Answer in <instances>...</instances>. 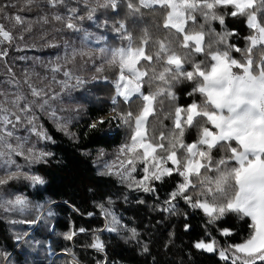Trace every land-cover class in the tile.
Segmentation results:
<instances>
[{"label":"snow or ice","instance_id":"1","mask_svg":"<svg viewBox=\"0 0 264 264\" xmlns=\"http://www.w3.org/2000/svg\"><path fill=\"white\" fill-rule=\"evenodd\" d=\"M34 2L25 0L26 5ZM84 2L88 9L86 16H79L76 8H69L67 16L55 15L53 18L62 22L67 29L79 32L82 29L77 21L92 19L96 6L112 9L118 7V0H96V6L90 0ZM47 3L57 7L64 5L65 0H47ZM155 6L164 10L162 27L176 35L177 46L183 50V55L171 47L170 43L159 39L155 41L156 50L150 52L149 45L153 40L147 30L139 38V43L131 33H127L122 36L125 44L99 49L104 65L97 68V72L102 71L105 65L117 69L116 79L112 81L116 93L113 102L116 97L129 101L139 96L141 100V107L136 114L129 111L111 117L128 125L131 135L128 142L118 150L119 167L113 173L114 162L108 166L109 172L129 180L130 187L134 183L145 192L155 191L152 182L162 181L173 174L178 175L182 180L169 194L166 203L171 206L174 200L182 198L193 208L202 210L210 224L227 213H235L241 219L247 218L250 221L247 237L241 243L219 248V255L225 261L230 260L231 264H264V0H137L136 3L127 0V8L133 16L141 14L142 8L153 10ZM218 8H231V16L246 17L251 34L245 37L243 49L227 42L226 37L235 33H216L219 39L215 43L224 45L226 49L221 50L220 47L213 48L212 44H205L206 35L213 33L214 29L206 33L204 24L200 25L198 31L188 28L190 22L195 24L197 14L203 17L205 23L215 20L223 25L224 16L217 13ZM5 18L14 20L16 25L25 23L20 15ZM30 30L31 25L24 29ZM116 31L126 32L123 21ZM0 37V43L14 39L3 24H0ZM20 38L23 39V36ZM88 38L89 35L85 34V39ZM232 53H238L241 58L236 59ZM76 55V50H73V58ZM189 55H203L205 59L191 62ZM145 63L162 64L163 70L157 72L152 67L150 76L149 69L143 67ZM186 64L190 65L191 70H185ZM59 70L60 65L53 69ZM64 75L71 79L70 71H65ZM180 79L194 83L188 93L189 97L199 95L202 99L193 100L186 107L176 106L173 128L167 135L161 131L159 136H151L148 123L150 117L157 114L159 98L164 96L174 100L175 94L171 89L173 83ZM146 80L149 81L147 92L143 90ZM77 81L83 83L79 78ZM153 83L156 84L155 90H151ZM32 95L40 97L41 91L33 88ZM25 100L23 95L17 94L11 101L7 98L0 101V168L5 169V174L0 176V186L20 178L34 184L44 182L39 175L23 172L22 166L12 159L13 155L24 156L31 164L51 155L36 151L35 146L28 148L25 154L24 144L20 142V137L15 136L17 124L26 121L32 125L30 131L37 137L50 139L42 128L36 126V117L27 115L31 105L25 103L21 106ZM48 102V99H44L37 106L43 110ZM8 103L16 111L9 108ZM198 121L202 123L199 125L197 139L186 143L185 129L196 127ZM105 122L101 118L89 127L96 129L98 124ZM10 138L18 142L13 145ZM221 145H226L225 155L216 159L213 157V149ZM169 162L171 166H168ZM138 164L142 165V177L135 180L133 173L137 171ZM13 165L16 171L10 170ZM193 190H196L194 195H189ZM0 207L7 211H22L28 207V201L22 196H16L14 200H4L0 196ZM218 231L222 236L232 235L228 228ZM75 234L66 233L65 238L70 240ZM194 246L209 252L219 247L214 238H210L208 243L198 241ZM92 247L102 249L103 246L97 240Z\"/></svg>","mask_w":264,"mask_h":264},{"label":"trees","instance_id":"2","mask_svg":"<svg viewBox=\"0 0 264 264\" xmlns=\"http://www.w3.org/2000/svg\"><path fill=\"white\" fill-rule=\"evenodd\" d=\"M23 2L0 0V9H3L0 11V20L4 18L5 12L10 14L19 11ZM136 2L133 0V3ZM67 7L76 8L78 13H83L82 16L87 15L88 9L82 0H65V4L59 5L58 9L68 11ZM101 12L117 22L124 17L129 33L137 43L144 30H147L153 40L149 45L150 52L156 50V40L166 42L168 36L173 35L162 27L164 10L159 6L153 10L142 8L141 14L133 16L126 1L120 4L119 12L109 7L97 10L93 15ZM245 19V16L227 15L218 33H235L226 37L228 43L234 42L237 47L243 48V40L249 34ZM91 20L78 22L84 25ZM215 36L210 35V39L214 41ZM31 45H23L31 48L20 49L13 42L4 41L0 43V51H7L6 59L10 64H15L11 65L13 90L16 95L21 93L26 98L21 106L25 103L31 105L28 113L36 117V126L42 128L50 139L37 137L30 131L32 125L26 121L17 124L15 136L20 137V142L26 147L35 146V150L51 155L31 164L24 156L13 155L14 159H22L23 172L39 175L44 182L34 184L20 178L0 186V196L4 200L22 196L28 201V207L22 211H7L0 207V253H3L0 255V264H115L116 261L126 264H222L223 260L217 251H202L194 246L195 243L208 242L210 238H214L220 246L241 243L248 235L250 221L247 218L241 219L235 213H227L210 224L202 210L193 208L182 198L174 200L170 206L166 203L169 194L181 181V177L175 174L153 182L151 186L155 191L152 192L138 191L136 185L137 188L126 187L114 172L108 175L105 168L94 163L96 155L100 150L110 152L123 144L127 136L126 125L122 120H113V116H109L96 129L89 126L98 115L107 114L114 108V116L129 111L136 114L141 101H124L118 97L115 104H112V81L116 79L117 69L106 66L107 73L93 75L92 79L82 76V86L74 87L71 99H79L82 106L76 111L68 109L71 125L65 131L60 127V120L53 118L52 113L56 109H52L50 104L43 110L37 106L41 103V96L32 95V89H36L35 81L27 84L21 75V68L26 67L22 55L26 59L28 53L35 54L39 50L42 54L46 53L40 46ZM219 45L226 50L224 45ZM176 50L183 55V50ZM49 51L53 53V49ZM188 59L199 62L205 57L189 55ZM152 67L157 72L163 70L162 64H147L150 76ZM185 68L191 67L186 64ZM112 75L115 76L107 81ZM175 83L174 100L178 106L184 107L193 100H201L199 95L189 97L188 93L194 87L190 81L180 79ZM148 86L149 81L146 80L143 87L145 92L149 90L146 88ZM155 87L153 83L151 90H155ZM136 101L138 104H134ZM60 108L58 116L63 113ZM200 123L202 121H198L196 127L186 128V142L197 139ZM168 126L162 127L166 133L171 129ZM12 140L14 144L17 141L15 138ZM218 149V154L225 155L226 145ZM189 195H194L193 191ZM223 228L231 229L232 235L222 236L218 229ZM69 232L76 233L70 240L65 238ZM18 236L21 239L18 240ZM97 240L102 244V249L92 247Z\"/></svg>","mask_w":264,"mask_h":264},{"label":"rangeland","instance_id":"3","mask_svg":"<svg viewBox=\"0 0 264 264\" xmlns=\"http://www.w3.org/2000/svg\"><path fill=\"white\" fill-rule=\"evenodd\" d=\"M23 1L24 2L21 4L22 8L19 11L11 12L10 14L5 12L4 14L5 16H3L4 18L0 20L1 21L0 24H3L5 30L10 31L12 36L14 37V41L12 40L9 42H13L16 45H19L20 49L31 48V47H23V45H31L32 43L31 46H35V47L40 46L43 52H46L45 54H42V51L39 50V52L35 54L28 53L25 56L26 59H24L22 55L21 58H23V60L25 61L26 67L21 68L22 71L21 75L23 76L24 81L27 82V84H29L32 80L35 81L36 89L41 91L40 102L42 103L44 99H48L49 101L48 104H50V107L52 109L53 108L56 109V111L54 110L55 115L53 116V118L60 120L61 123L60 127L65 129V131H68L71 125L69 124V119H68V114H69L68 109H73L74 111H76L80 106H82V103L79 99L72 100L70 96L74 87L82 86L81 83H78L77 78H79V80L81 81L82 78L86 76L92 79L93 75H101V73H107L105 72L106 65L104 66L102 71L97 72V68L104 65V58L100 55L99 49L114 48V47H119L122 44H125L126 41L121 39L123 35L129 33L128 26H126V32L124 33L117 32L116 29L119 28L120 22L123 21L125 23L124 17L119 19L117 22L116 20L109 18L106 13L101 12L99 15H93L92 20L85 22L84 25L80 24L77 21L78 26L82 29V31L75 32L73 30L67 29L62 22L57 21L53 18L55 15H62V16L68 15V11H64V10L59 11L58 9L59 5L57 7H52L47 2H45V0H35L33 4L26 5L25 0ZM90 1H92V4H94V6H96V0H90ZM126 1L127 0H118V7L115 9V11L119 12L120 4ZM82 2H84V0H82ZM69 8L70 7H67V10ZM100 9H102V7L96 6V11ZM231 11H232L231 8L217 9V13L219 15H223L224 17H226L227 15L230 17L231 15L229 13ZM81 14L83 13L81 12L78 13L79 16H82ZM15 15H20L22 19L25 21V23L23 25H16L14 20L5 18L6 16L12 17ZM44 18L47 19V22H45ZM196 23L198 24L197 28H195L196 24H193L191 22L188 24V28L195 29L198 31L200 30V25L204 24V31L206 33L209 32L210 29H214L216 31L211 33L210 34L211 36L212 34L216 35V33H218L222 27L219 21H215V20L205 23L203 17H201L199 14H197ZM29 25H31V30L24 31V29L27 28ZM47 25H50L51 27L50 26L48 27ZM85 34L89 35L88 39H85ZM250 34L251 31L249 29L248 35ZM210 35H206L205 44H212L213 48L220 47L221 50H223V48L219 44L215 43L219 39V37L216 35L214 41H212L210 39ZM21 36H23V39L20 38ZM0 39H2V37H0ZM226 39L228 42V38ZM243 41H244L243 42V48H244L246 42L245 40ZM177 42H178V38L173 33V35H170V37L168 36V39L165 43H170L171 47L177 49L178 48ZM230 44H234V42ZM51 49H53V53L49 51ZM73 50H76L77 52V55L74 58L72 56ZM1 53H6V54L0 55V93H3V95H0V101H4L5 98H7L8 101H11L16 96V92L15 90H13V80H12L13 69L11 68V65L13 62L10 64L9 61L6 59L8 53L7 51ZM80 53H87V54L81 55ZM234 56L238 60L241 58L238 53H234ZM13 65L15 64L13 63ZM56 65H60L59 71H53ZM143 67L147 68V63L143 64ZM185 70L188 71L191 70V68L189 69L185 68ZM65 71L71 72L72 74L71 79H69L64 75ZM114 76L115 75L109 76L107 81L111 80ZM190 83L191 85L194 86L193 82ZM175 84L176 83L174 82L173 87L171 89L172 91L174 89ZM146 88H149V86ZM115 95L116 93L114 88V93L111 97H114ZM53 96H55L54 99H52ZM119 98L124 99L123 97H119ZM131 99L140 100L139 96H134ZM159 101L160 102L157 103L156 105L157 114L154 117H150L148 123V130L151 136H159V133L161 131H164L165 134L167 135L166 130L165 129L162 130V127L164 125H169L168 126L169 129L173 128L174 109L176 106H178L176 104V101L169 97H164V96L160 97ZM134 104H138V101H136ZM7 106L12 110L15 109L10 103H8ZM58 107H61L60 109L63 111L62 115L60 116L57 115L59 111ZM159 109H162L164 112H161ZM27 115L31 116V114L29 113H27ZM109 116H114V112L110 111L107 114L98 115L96 119L92 121L91 124L96 123L101 118H104L106 120L109 118ZM62 126H66V128ZM187 131L188 130L185 129V132ZM126 132H127V136L123 144L128 142L129 137L131 135V130L128 127V125H126ZM10 142L13 145L17 143L16 141L14 144L12 138H10ZM123 144H121L118 147H115L116 149L111 150L110 152L100 150V152H98V154L96 155L94 163L100 164L103 168L107 170V174L109 175L110 172L108 166L113 165V163L115 162V168L113 169V172H115V170L119 167V161H117V153ZM233 146H235V144H233ZM28 148L31 147H26L24 144V151L26 153ZM218 150H219L218 148L216 150L213 149V157L217 159L220 156H223L218 154ZM12 159L15 160L16 164L22 166L21 164L22 159L19 160L14 159L13 156ZM168 166H171L170 162ZM141 168L142 165L138 164L137 171L133 173V177L135 178V180L141 179L142 177ZM10 170L16 171L15 166L13 165ZM4 174H5V169L0 168V176ZM118 178H120V180L126 187H130L129 180L122 179L121 176H118ZM131 187L137 188L134 183L132 184ZM138 191H143V189L138 187ZM195 191L196 190H193V194L195 193ZM203 242L208 243L210 241L208 242L203 241ZM227 246L228 245L226 246L219 245V247L215 251H217L219 255V248H224ZM200 250L207 251L205 249H200ZM229 261L230 260L228 261L223 260L222 264H226ZM115 264H126V263L121 261H116Z\"/></svg>","mask_w":264,"mask_h":264}]
</instances>
